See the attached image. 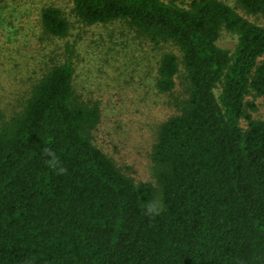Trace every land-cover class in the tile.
Listing matches in <instances>:
<instances>
[{"label": "trees", "instance_id": "1", "mask_svg": "<svg viewBox=\"0 0 264 264\" xmlns=\"http://www.w3.org/2000/svg\"><path fill=\"white\" fill-rule=\"evenodd\" d=\"M71 1L87 25L122 20L175 45L181 58L162 55L156 87L171 93L181 64L186 96L160 127L159 186L135 182L94 144L99 103L77 94L73 49L50 48L70 22L42 7V58L19 78L16 107H0V264H264V120L247 113V97H264V26L223 0ZM237 5L264 18V0ZM8 28L0 13L1 37ZM223 29L238 35L233 52ZM152 201L158 215L143 210Z\"/></svg>", "mask_w": 264, "mask_h": 264}, {"label": "rangeland", "instance_id": "2", "mask_svg": "<svg viewBox=\"0 0 264 264\" xmlns=\"http://www.w3.org/2000/svg\"><path fill=\"white\" fill-rule=\"evenodd\" d=\"M165 1L186 6L191 0ZM223 1L249 21L264 26V18L247 14L238 7L237 0ZM0 5L5 6L0 13L7 18L9 27L5 33L11 34L10 39L0 36V107L8 112L18 104L22 96L19 94L26 88L19 78L24 80L28 73L32 74L34 62L44 53L41 49L45 44L36 36L41 32L37 21L40 9L57 7L71 29L65 39H56L48 46L57 51L59 59L64 58L67 46L73 49L77 94L84 101L99 103L101 117L92 131L94 144L135 182L159 186L154 147L161 124L178 113L177 101L186 95L181 64L171 93L159 92L157 72L162 55L173 52L181 58L179 49L171 43L154 44L122 20L87 25L78 20L71 0H0ZM218 44L233 52L238 35L223 29ZM247 102L255 105L254 110L247 107L248 115L264 120V97L249 96ZM248 124L249 119L243 117L242 127L246 129Z\"/></svg>", "mask_w": 264, "mask_h": 264}, {"label": "clouds", "instance_id": "3", "mask_svg": "<svg viewBox=\"0 0 264 264\" xmlns=\"http://www.w3.org/2000/svg\"><path fill=\"white\" fill-rule=\"evenodd\" d=\"M49 155H51V153H49ZM143 210L145 214L154 216V215H158L161 209L157 201H152L145 204Z\"/></svg>", "mask_w": 264, "mask_h": 264}]
</instances>
